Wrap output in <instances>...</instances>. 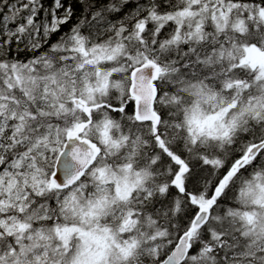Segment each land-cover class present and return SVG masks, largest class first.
<instances>
[{
    "label": "snow or ice",
    "instance_id": "obj_1",
    "mask_svg": "<svg viewBox=\"0 0 264 264\" xmlns=\"http://www.w3.org/2000/svg\"><path fill=\"white\" fill-rule=\"evenodd\" d=\"M0 264H264V0H0Z\"/></svg>",
    "mask_w": 264,
    "mask_h": 264
}]
</instances>
